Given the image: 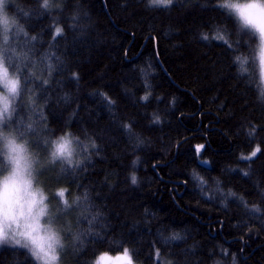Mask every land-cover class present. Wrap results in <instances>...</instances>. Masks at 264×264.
Returning a JSON list of instances; mask_svg holds the SVG:
<instances>
[{
	"label": "trees",
	"instance_id": "trees-1",
	"mask_svg": "<svg viewBox=\"0 0 264 264\" xmlns=\"http://www.w3.org/2000/svg\"><path fill=\"white\" fill-rule=\"evenodd\" d=\"M10 6L26 29L14 44L46 81L26 77L34 105L19 106L18 117L36 118L33 147L45 152L42 141L66 130L98 145L75 173L39 174L50 191L64 185L70 197L87 195L94 214L95 223L84 203L60 210L58 223L70 226L61 264H92L97 252L125 246L137 264H264L260 71L253 60L248 76L237 74L232 57L248 52L249 40L216 0ZM216 31L229 38L200 36ZM76 230L81 245L72 242ZM0 264L34 262L8 244Z\"/></svg>",
	"mask_w": 264,
	"mask_h": 264
},
{
	"label": "clouds",
	"instance_id": "clouds-1",
	"mask_svg": "<svg viewBox=\"0 0 264 264\" xmlns=\"http://www.w3.org/2000/svg\"><path fill=\"white\" fill-rule=\"evenodd\" d=\"M149 6H170L174 0H147ZM222 11L233 21L237 34L248 37V52L236 51L232 57L237 74L248 76L251 64L257 68L264 64V0H216ZM42 5L48 0H41ZM11 0H0V245L10 244L26 250L34 264H61V253L67 246V221L58 223L60 210H66L76 203L85 204L87 218L95 223L94 214L87 205V195L69 196L66 186L51 191L40 182L43 168L57 167L61 172L75 173L82 168L90 153L98 145L95 140L81 139L71 130L48 136L42 141L45 152H38L32 144L30 134L35 128L36 118L18 117L22 100L29 108L34 105L36 93L26 85V77H38L36 65L30 64L29 56L18 50L14 44L26 29L18 14L11 8ZM46 7V8H47ZM27 16V13H24ZM59 29V32H57ZM57 33L62 26L57 25ZM203 40L214 38L223 42L229 37L221 31L200 34ZM253 87L258 99L264 98V75H257ZM146 100V99H145ZM138 163L133 160V165ZM132 185L138 177L129 174ZM55 198L56 204H53ZM59 209V210H58ZM91 231V229H89ZM74 245L83 244V233L71 231ZM125 252L127 257L125 258ZM121 259L117 260L116 258ZM92 264H137L133 250L125 246L122 254L114 256L107 251L97 252Z\"/></svg>",
	"mask_w": 264,
	"mask_h": 264
},
{
	"label": "bare ground",
	"instance_id": "bare-ground-1",
	"mask_svg": "<svg viewBox=\"0 0 264 264\" xmlns=\"http://www.w3.org/2000/svg\"><path fill=\"white\" fill-rule=\"evenodd\" d=\"M26 116H27V114H25L23 116L20 115L19 117H20L21 120H23ZM48 168H50L54 172V174H56V175H61L62 174V172L59 171L57 167L48 166ZM6 245H8V244H6Z\"/></svg>",
	"mask_w": 264,
	"mask_h": 264
},
{
	"label": "rangeland",
	"instance_id": "rangeland-1",
	"mask_svg": "<svg viewBox=\"0 0 264 264\" xmlns=\"http://www.w3.org/2000/svg\"><path fill=\"white\" fill-rule=\"evenodd\" d=\"M259 71H260V75H264V64H261V65L259 66ZM6 244H7V243H6ZM6 244L0 245V247L4 246V245H6ZM121 254H122V252H121V253L114 254V256H118V255H121Z\"/></svg>",
	"mask_w": 264,
	"mask_h": 264
},
{
	"label": "snow or ice",
	"instance_id": "snow-or-ice-1",
	"mask_svg": "<svg viewBox=\"0 0 264 264\" xmlns=\"http://www.w3.org/2000/svg\"><path fill=\"white\" fill-rule=\"evenodd\" d=\"M43 7H47V3H45L44 5H43ZM57 32H59V29H57ZM144 99H147V97H144ZM257 151H259V149H257ZM256 155V152H253L252 153V156H255ZM249 159H250V157H249ZM127 257V252H125V258ZM117 260H119V259H121L120 257H117L116 258Z\"/></svg>",
	"mask_w": 264,
	"mask_h": 264
}]
</instances>
